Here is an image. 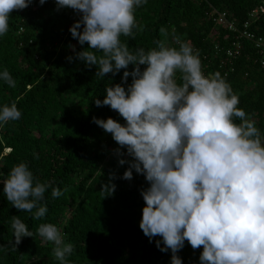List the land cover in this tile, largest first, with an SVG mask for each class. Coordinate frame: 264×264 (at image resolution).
<instances>
[{
    "label": "clouds",
    "instance_id": "obj_1",
    "mask_svg": "<svg viewBox=\"0 0 264 264\" xmlns=\"http://www.w3.org/2000/svg\"><path fill=\"white\" fill-rule=\"evenodd\" d=\"M31 2L0 0V37L9 31L13 10ZM45 2L39 0L41 5ZM147 2L56 0L58 10L70 7L80 14L69 31L89 47L75 52V45H70L76 57L88 67L97 66V77L124 69L121 83L108 86L104 99L94 101L116 110L125 123L112 117L93 121L120 146L113 150L118 163L129 165L122 178L131 180L135 170L149 182L141 189L145 205L139 227L150 241L161 238L155 243L161 251L171 250V264H183L177 253L185 241L193 249L203 246L200 264H264V133L238 106L239 96L226 78L219 71L204 73L190 42L177 37V48L160 40L146 50L121 40L143 30L135 10ZM129 65H134L131 71ZM141 65L146 67L142 70ZM0 80L15 87L7 68L0 71ZM21 116L15 102L0 105V125ZM124 149L132 159L125 158ZM114 178L112 173L102 184L104 197L114 194ZM2 182L11 205L32 212L34 219L48 212L42 201L49 188L52 197L63 194L60 187L40 182L26 162L14 165ZM11 226L13 249L24 237H33L19 215L12 216ZM38 233L54 244L60 264H70L67 257L74 245L65 242L56 224L42 223Z\"/></svg>",
    "mask_w": 264,
    "mask_h": 264
},
{
    "label": "trees",
    "instance_id": "obj_2",
    "mask_svg": "<svg viewBox=\"0 0 264 264\" xmlns=\"http://www.w3.org/2000/svg\"><path fill=\"white\" fill-rule=\"evenodd\" d=\"M262 5L264 0H148L135 10L143 30L121 40L146 50L160 40L177 48V37L190 42L204 73L219 71L239 96L238 106L264 133V54L241 39L242 55L228 62L224 50L238 35L208 18L212 10L226 12L240 28ZM80 18L70 7L58 10L56 0L43 5L32 0L27 8L13 10L9 31L0 37V71L7 68L16 81L11 87L0 80V105L15 102L22 112L20 119L0 125V264H60L54 244L38 233L42 223L56 224L65 242L74 245L67 257L70 264H171V250L161 251L155 243L161 238L150 241L139 227L145 205L141 189L149 182L135 170L131 180L122 178L129 165L118 163L113 150L120 146L93 121V117H112L125 123L116 110L94 101L104 99L108 86L121 83L124 69L97 77V66L88 67L76 57L75 52L89 47L87 42L80 45L69 31ZM249 32L264 36V16L250 25ZM70 45H75V52ZM133 68L128 66L129 71ZM131 82L129 76L127 83ZM124 151L125 158L132 159ZM20 162H26L40 182L62 190L59 197H52L51 188L46 191L42 203L48 212L43 218L16 209L3 192L2 180ZM112 173L117 187L113 195L104 197L101 186ZM14 215L33 232L16 249L10 243L15 241ZM202 250L203 246L193 249L185 241L177 254L183 264H200Z\"/></svg>",
    "mask_w": 264,
    "mask_h": 264
},
{
    "label": "built area",
    "instance_id": "obj_3",
    "mask_svg": "<svg viewBox=\"0 0 264 264\" xmlns=\"http://www.w3.org/2000/svg\"><path fill=\"white\" fill-rule=\"evenodd\" d=\"M261 16H264V5L252 11L249 14L248 20L239 28L236 22L232 20L226 12L212 10V12L208 14L209 20L216 26L227 28L230 32L238 35L236 41H234L229 48L224 50L228 62L233 63L242 55L244 47L241 39L250 42L261 55L264 54V36H256V34L249 32L250 25ZM215 51L220 52V48L215 46ZM261 66L264 67V61L261 62Z\"/></svg>",
    "mask_w": 264,
    "mask_h": 264
}]
</instances>
